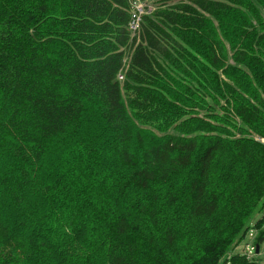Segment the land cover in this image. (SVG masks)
I'll use <instances>...</instances> for the list:
<instances>
[{
	"label": "trees",
	"instance_id": "trees-1",
	"mask_svg": "<svg viewBox=\"0 0 264 264\" xmlns=\"http://www.w3.org/2000/svg\"><path fill=\"white\" fill-rule=\"evenodd\" d=\"M135 1L0 0V264H261L264 0Z\"/></svg>",
	"mask_w": 264,
	"mask_h": 264
},
{
	"label": "built area",
	"instance_id": "built-area-1",
	"mask_svg": "<svg viewBox=\"0 0 264 264\" xmlns=\"http://www.w3.org/2000/svg\"><path fill=\"white\" fill-rule=\"evenodd\" d=\"M134 6L135 8L133 10L132 20L130 22V29L132 31H137L140 25L141 17L145 10V5L143 6L139 1L136 0ZM119 78L122 79L123 76L119 75ZM253 236H254V231H251L250 232L251 240L245 244L244 251L242 254L246 256V258L249 261H255L263 264L259 255L261 253H264V242L261 244H254V241L252 240Z\"/></svg>",
	"mask_w": 264,
	"mask_h": 264
},
{
	"label": "rangeland",
	"instance_id": "rangeland-1",
	"mask_svg": "<svg viewBox=\"0 0 264 264\" xmlns=\"http://www.w3.org/2000/svg\"><path fill=\"white\" fill-rule=\"evenodd\" d=\"M137 1H139L143 6H144V1L143 0H137ZM151 0H149V5L151 6L152 5V3H153V1H151ZM200 67H202V65H200ZM143 131V133H145L146 132V130H142ZM258 139H260L261 141H264V138H259V137H257ZM135 145H137L136 147L134 146V148L133 149H135V150H140V148H139V142H138V140L137 139H135ZM222 165H224V166H222V167H224V168H221L222 170L220 171V174H219V178H217L216 179V183L217 184H219V180H221V181H224V182H227V181H229L230 179H229V177H228V175H227V173L225 172V168L227 167V165H228V163L227 162H222ZM231 181V180H230ZM176 184H177V182H176V180L174 181ZM262 217V213L260 212L257 216H256V219H259V218H261ZM248 239V238H247ZM247 239H245V240H247ZM248 242L250 241V239L249 240H247ZM245 241L242 243V245H241V247H236V248H238L239 250H241V251H244V247H245ZM233 253H231L230 255H232ZM259 257H260V259H261V261H262V263L264 264V253H261L260 255H259ZM100 259V255H98V254H96V255H94L92 258H91V264H95L98 260Z\"/></svg>",
	"mask_w": 264,
	"mask_h": 264
},
{
	"label": "bare ground",
	"instance_id": "bare-ground-1",
	"mask_svg": "<svg viewBox=\"0 0 264 264\" xmlns=\"http://www.w3.org/2000/svg\"><path fill=\"white\" fill-rule=\"evenodd\" d=\"M115 7H116V6H115ZM234 19H235V18H234ZM235 20H236V19H235ZM231 21H233V19H231ZM236 21H237V20H236ZM206 25H207V24H206ZM208 26H209V25H208ZM210 26H211V25H210ZM110 40H111V39H110ZM188 44H189V42H188ZM190 44H192V43H190ZM190 46H192V45H190ZM110 47H111V46H110ZM193 47L196 48L197 46H193ZM196 49H197V48H196ZM258 71H259V70H258ZM229 72H230V71H229ZM256 72H257V71H256ZM242 79H243V78H242ZM258 79H259V78H258ZM244 80H245V79H244ZM250 80H251V79H250ZM246 82H247V81H246ZM185 85H186V84H185ZM218 89H219V88H218ZM218 89H217V90H218ZM218 91H219V90H218ZM196 94H197V93H196ZM194 95H195V94H194ZM197 95H198V94H197ZM86 100H87V98H86ZM86 100H85V101H86ZM157 117H158V116H157ZM157 119H158V118H157ZM90 124H92V123H90ZM69 129H70V128H69ZM72 130H73V129H72ZM66 132H67V131H66ZM75 132H76V131H75ZM75 132H71V133H72L74 136H76L78 133L75 134ZM77 136H78V135H77ZM66 137H67V136H66ZM72 138H73V137H72ZM77 138H78V137H77ZM68 139H69V138H68ZM74 139H75V138H74ZM240 139H241V138H240ZM249 139H250V138H249ZM60 140H62V139H60ZM60 140H59V141H60ZM66 140H67V139H66ZM244 140H245V138H244ZM250 140H251V139H250ZM53 141H54V140H53ZM64 141H65V140H64ZM67 141H68V140H67ZM72 141H73V140H72ZM74 141H75V140H74ZM243 142H244V141H243ZM64 143H65V142H64ZM245 143H247V142H245ZM249 143H250V142H249ZM251 144H252V143H251ZM258 144H259V142H258ZM255 145H256V144H255ZM259 145H260V144H259ZM101 146H102V145H101ZM104 146H106V145H104ZM94 147L97 148L98 146H94ZM100 148H101V147H100ZM82 149H83V148H82ZM94 149H95V148H94ZM105 150H106V148H105ZM115 150H116V149H115ZM87 151H88V150H87ZM101 151H103V150L101 149ZM116 151H117V150H116ZM116 151H115V152H116ZM83 152H84V149H83ZM111 152H112V151H111ZM108 155H110V154H108ZM114 156H118V153H116V155H114ZM85 157H86V156H85ZM118 159H120V158L118 157ZM122 160H123V159H122ZM122 160H121V161H122ZM117 161H118V160H117ZM231 172H232V170H231ZM245 175H246V174H245ZM181 188H184V187H181ZM172 189H173V188H172ZM173 190H174V189H173ZM181 190H182V189H181ZM181 190H180V192H181ZM168 191H169V190H168ZM170 191H172V190H170ZM229 191H230V190H229ZM232 191H233V190H232ZM176 192H178L177 189H176ZM184 192H185V190H184ZM226 192H227V190H226ZM165 193H166V192H165ZM169 193H170V192H169ZM182 193H183V191H182ZM183 194H184V193H183ZM158 195H160V194H158ZM167 196H168V195H167ZM181 196H182V194H181ZM161 197H163L162 194H161ZM165 197H166V196H165ZM178 197H179V198H178ZM178 197H177V198L180 199V196H178ZM157 198H160V196H158ZM171 198H172V197H171ZM171 200H172V199H171ZM185 200H186V198H185ZM185 200L183 199V201H182V199H181L180 201H182V202L184 203V202H186ZM188 200H189V199H188ZM47 202H48V201H47ZM44 203H45V202H44ZM173 203H174V202H173ZM177 204L180 206L182 203L177 202ZM185 204H186V203H185ZM168 205H169V204H168ZM42 206H43V205H42ZM169 206H170V205H169ZM169 206H168V207H169ZM178 208H179V207H178ZM28 209H29V208H28ZM165 209H166V208H165ZM170 209H172V208H170ZM176 209H177V208H176ZM176 209H175V210H176ZM172 210H174V209H172ZM168 212H169V211H168ZM172 212H173V211H172ZM229 213H230V212H229ZM171 214H172V213H171ZM188 219H189V218H188ZM160 222H161V221H160ZM161 225H162V224H161ZM46 233H47V232H46ZM136 235H137V234H136ZM222 236H224V235H222ZM206 237H207V236H206Z\"/></svg>",
	"mask_w": 264,
	"mask_h": 264
},
{
	"label": "water",
	"instance_id": "water-1",
	"mask_svg": "<svg viewBox=\"0 0 264 264\" xmlns=\"http://www.w3.org/2000/svg\"><path fill=\"white\" fill-rule=\"evenodd\" d=\"M257 248H259V247H257ZM258 250V249H257Z\"/></svg>",
	"mask_w": 264,
	"mask_h": 264
}]
</instances>
